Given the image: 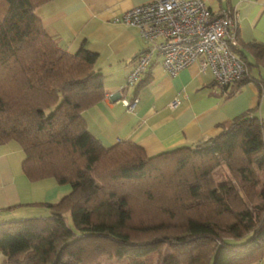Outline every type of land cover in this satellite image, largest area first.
Wrapping results in <instances>:
<instances>
[{"label": "trees", "instance_id": "16d2710c", "mask_svg": "<svg viewBox=\"0 0 264 264\" xmlns=\"http://www.w3.org/2000/svg\"><path fill=\"white\" fill-rule=\"evenodd\" d=\"M50 0H0V144L30 179L70 190L50 214L0 223V264H250L264 250V138L244 112L214 137L147 155L131 141L92 151L82 112L104 97L84 44L70 53L36 14ZM252 52L264 63V45ZM222 87L232 96L248 77ZM223 166L227 179L214 172ZM101 252H99V251Z\"/></svg>", "mask_w": 264, "mask_h": 264}, {"label": "crops", "instance_id": "0c3cea01", "mask_svg": "<svg viewBox=\"0 0 264 264\" xmlns=\"http://www.w3.org/2000/svg\"><path fill=\"white\" fill-rule=\"evenodd\" d=\"M147 1L50 0L36 9L54 42L70 53L84 44L95 54L104 97L82 112L92 151L131 141L147 155H154L214 137L247 111L260 120L264 138V63L252 52L254 45H264V0H203L214 12L230 10L236 23L235 48L244 57L249 78L230 97L215 84L209 68L201 69L198 60L170 76L156 53L142 78L126 85L134 57L148 45L135 26L114 18ZM134 97L138 102L128 111L123 100ZM24 158L18 142L0 144V223L46 217L50 214L47 204L56 203L70 190L54 177L28 178L22 169ZM4 259L0 252V263ZM250 264H264V250L261 259Z\"/></svg>", "mask_w": 264, "mask_h": 264}, {"label": "built area", "instance_id": "2783aa9c", "mask_svg": "<svg viewBox=\"0 0 264 264\" xmlns=\"http://www.w3.org/2000/svg\"><path fill=\"white\" fill-rule=\"evenodd\" d=\"M114 21L135 26L148 45L134 57L126 85L142 78L155 53L170 76L198 60L202 70H211L220 88L246 71L234 51L237 30L230 10L214 12L203 0H148L116 16ZM137 102V97L123 100L128 111ZM176 103L177 100L172 105Z\"/></svg>", "mask_w": 264, "mask_h": 264}, {"label": "rangeland", "instance_id": "374dc122", "mask_svg": "<svg viewBox=\"0 0 264 264\" xmlns=\"http://www.w3.org/2000/svg\"><path fill=\"white\" fill-rule=\"evenodd\" d=\"M214 175H215L216 178H218V180H221V179L224 180V179H227V177H228V173H227L226 169L223 166H221L218 169H216L215 172H214ZM99 252H101V251H99ZM101 261H102V264H121L118 260L116 261L113 258L111 259V258L103 257Z\"/></svg>", "mask_w": 264, "mask_h": 264}]
</instances>
